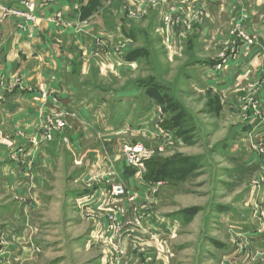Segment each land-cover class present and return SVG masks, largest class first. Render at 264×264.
Returning <instances> with one entry per match:
<instances>
[{"label":"rangeland","instance_id":"1","mask_svg":"<svg viewBox=\"0 0 264 264\" xmlns=\"http://www.w3.org/2000/svg\"><path fill=\"white\" fill-rule=\"evenodd\" d=\"M250 2H224V10H219L222 4L215 0L152 2L137 12L131 6L127 9L128 18L142 30L141 41L117 46L147 51L142 64L146 69L141 68L137 79L158 77L169 89V111L160 116L156 137L131 140L120 148V154L129 167L124 148L142 147V169L129 168L145 177L152 166L167 164L171 171L176 167L171 178L176 181L158 184L151 196L136 201L122 184L113 182L104 193L105 207L79 217L72 212L68 193L94 189L90 182L73 183L77 166L66 156L52 175L55 181L47 192L51 202L28 221L16 223L9 218L16 208L13 202L6 211L1 209L8 202L2 193L5 188H0V264H95L101 258L106 260L103 264H264V241L256 242L240 228L248 220L264 232V139L247 134L246 127L248 119L264 116L261 69H254L227 91H198L183 82L185 71L197 62L216 53L213 61L220 68L236 58L237 45L256 44L259 27L244 26L252 12ZM212 6L217 15L210 13ZM221 17L227 25L211 27L216 31L209 33L204 54L197 43L200 29L205 22L218 23ZM158 23L164 29L152 28L151 24ZM166 32L176 38L172 48L165 42ZM171 119L176 120L174 127L166 128ZM65 120H56L62 128L48 123L46 131L63 132L68 126ZM116 185L122 194H115ZM123 197L129 206L116 224ZM151 214L160 220L175 217L178 225L150 233L142 221ZM102 218L113 233L112 246L105 253L101 244L83 250L79 243L86 241ZM14 224L22 226V234L9 231L7 226Z\"/></svg>","mask_w":264,"mask_h":264},{"label":"crops","instance_id":"2","mask_svg":"<svg viewBox=\"0 0 264 264\" xmlns=\"http://www.w3.org/2000/svg\"><path fill=\"white\" fill-rule=\"evenodd\" d=\"M28 1L34 6L30 13L23 0H0V188H5L2 193L8 202L1 209L6 211L7 205L14 203L16 208L9 218L16 223L33 218L51 202L47 192L55 181L52 175L66 156L77 166L73 183L90 182L94 189L68 193L72 212L79 217L105 207L104 193L113 182L122 184L135 201L151 196L158 184L175 182L141 177L121 157L120 148L125 143L148 141L159 134L162 122L158 120L168 112L169 89L158 77L137 79L144 68L145 49L121 48L117 44L129 41L137 45L141 41L142 30L127 16L130 6L137 12L152 2L170 5L194 0ZM215 1L222 4L219 10H224V2L237 0ZM250 3L252 12L244 26L259 27L256 44L248 48L237 45L236 58L228 59L220 68L213 61L216 53L209 60L197 62L185 71V85L198 91L220 92L233 89L254 69H261L264 76V0ZM5 10L26 13L33 19L6 15ZM212 12L218 13L213 6ZM218 25L226 26L227 19L205 22L200 29L197 43L203 47L202 53L208 51L209 33L216 31L211 27ZM151 26L164 29L160 23ZM175 39L173 33H165V42L171 48ZM170 56L167 53L166 57ZM260 96L264 98V90ZM63 117L68 119L63 132L46 131L48 123ZM246 127L247 134L264 139V116L248 119ZM47 134L49 140L45 139ZM128 206L123 197L116 224L123 220ZM164 219L151 214L142 222L155 234L178 225L175 217ZM252 225L247 220L240 227L242 233L253 235L250 237L256 242L260 238L263 243L264 232ZM16 226L7 228L13 234H22V226ZM107 228L102 218L80 247L89 251L101 244L105 253L113 238ZM103 261L105 258L96 263Z\"/></svg>","mask_w":264,"mask_h":264},{"label":"built area","instance_id":"3","mask_svg":"<svg viewBox=\"0 0 264 264\" xmlns=\"http://www.w3.org/2000/svg\"><path fill=\"white\" fill-rule=\"evenodd\" d=\"M23 6L28 10V12H32L34 6L31 2H29L28 0H23L22 2ZM5 13H9V14H12V15H18V16H26L27 18L29 19H33L30 15L26 14V13H19L17 11H12V10H5ZM251 43V42H249ZM57 125L56 127L58 128H62L63 127V124L62 122H56ZM161 136H164L165 134L164 133H161L160 134ZM46 137L49 139L50 138V135L47 134ZM143 152V148L142 147H125L124 150H123V153L126 155L127 157V164L129 167L131 168H134L136 170H141L142 169V162L140 161L139 159V155ZM114 192L115 194H122V191H121V187L119 185H116L114 188Z\"/></svg>","mask_w":264,"mask_h":264},{"label":"trees","instance_id":"4","mask_svg":"<svg viewBox=\"0 0 264 264\" xmlns=\"http://www.w3.org/2000/svg\"><path fill=\"white\" fill-rule=\"evenodd\" d=\"M165 111H169V106L166 107ZM176 119V118H175ZM175 119H171L168 122H166V127L167 128H172L174 127L172 124H175L176 120ZM170 166H167V164H163L162 166H152V168H149L146 174V178L149 180H153V181H160V180H167V179H171V178H175V174L173 169H175L176 167H174L172 169V171L170 170ZM171 180H175V179H171Z\"/></svg>","mask_w":264,"mask_h":264}]
</instances>
